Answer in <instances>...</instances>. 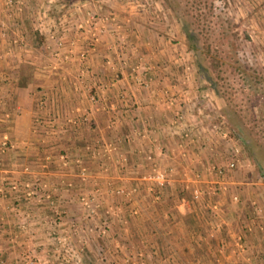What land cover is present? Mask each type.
Here are the masks:
<instances>
[{
	"label": "rangeland",
	"instance_id": "obj_1",
	"mask_svg": "<svg viewBox=\"0 0 264 264\" xmlns=\"http://www.w3.org/2000/svg\"><path fill=\"white\" fill-rule=\"evenodd\" d=\"M2 1L3 14L0 17V21H5L6 5L5 0ZM39 1L40 4L42 3L41 5L43 8L38 12H44V9L46 12H50L49 16L47 14L45 18L48 24L44 26L42 33L34 30L31 17L36 9L34 6L32 9L29 7L31 0H28L29 6L21 13H17L14 17L15 19L17 15L19 16V14L21 15L23 12L27 11L25 14V23L28 25L25 27L28 34L27 38H25V33L23 34L19 29L12 31L11 27L13 24L8 28L10 32L8 36H16L19 41L18 44L12 43L11 38L6 39L0 36V40H3L2 42L0 41V60L3 66L6 65L10 67L11 65H15L11 56L19 49L26 50L25 52L29 53L32 51H39L42 54L47 53L48 56L50 55L53 57L50 58L51 60H48L41 56L38 59L41 65L39 66V70L43 67H52V65L49 64L58 67L67 63L74 57L85 60L86 55L81 57L82 52L87 50L88 53L89 51L95 50L96 44L100 41L101 36L106 35L107 32L115 38L118 37L116 33L118 30L120 34L124 35L125 39V43H121L120 45L125 47L128 41H131L130 34L134 25L131 11L139 15L138 18L135 19L136 16L134 14L133 20L139 21L138 19H143V13L146 15H150L151 13L154 14L152 11L155 5H157L164 12L163 15L161 11L160 17H168V23L171 24V26L169 27L168 25L169 30L166 31L165 34L163 28L166 29V25L164 23L157 24L154 27V32L163 34L165 39H169V46L174 45L173 47L176 48L173 51L175 54L173 61L179 64L177 72L179 74V84L184 87V89L182 88L184 91L185 88H194V85L199 87L198 91L190 89L191 91L188 95H185L189 100L187 102L188 104L192 99L198 100V104L193 107L194 113L198 111L196 108H198L199 111L201 110L202 112L209 113L212 115V124L214 122L221 123L224 119L222 112L216 109L214 101L211 100L212 98L202 89L205 83L195 65L196 54L189 44L186 33L183 31V18L191 22L192 28L195 29L199 35L200 43H202L204 47L209 48L208 58L206 57L204 61L211 75L218 82L227 108L229 111H237L245 124V129L251 131L252 135L256 137L257 140L264 143V0ZM87 14L94 16L92 22L89 24V28L92 32L97 25L94 23L95 21H98V19L103 16L108 17L103 35L99 37L97 42L93 41L94 44L92 43L87 28L82 30V28L76 27V23L86 19L88 16ZM116 24L120 25V29H115ZM146 27H148V23H145V27L139 28H142L143 31ZM149 28L152 27L149 26ZM49 34H52L54 37L51 38ZM18 35L22 36L23 39H19ZM69 37L73 38L69 39ZM229 47L235 51V61L239 64L240 71L235 69L232 65ZM186 66L190 67L188 72L184 71ZM43 74L44 73H41V75ZM183 78L187 79L186 84L182 83ZM4 83L5 81L0 80V87L4 86ZM39 91H36L38 97L34 118L41 121V116L46 112V107L45 100L41 97L44 92L40 91L39 93ZM7 94L8 93L0 91L1 97L6 101V107ZM41 101H43L42 106H40ZM180 105L182 106L183 104ZM201 121L204 125L211 123L204 115H202ZM2 123H4V121L0 120V124ZM218 136L220 135L203 141L200 139L198 143L187 147V149L191 148L194 154L198 153L196 157L199 158L201 163L199 161H193L194 163H192L190 160H187L180 162L179 165L173 162L170 168H166L162 167L159 161L155 163L151 155L155 166L167 171L165 189L164 184L162 187L154 189V191H146L145 185L147 182L142 180L141 177H143L147 171L145 172L142 170L139 171L144 173L131 174L132 177H135V180L132 178L133 185L139 184L140 191L134 193L127 191L130 193L129 195H121L116 192V189L119 187L115 189V195L126 196L128 198L133 195L138 196V194L149 195L148 205L145 206V212L150 217L149 223L143 221L138 213L134 214L133 210L131 224H121L122 222L118 224L116 222V220H118L117 216L115 214L107 215L106 211L101 212L100 205L92 217L87 215L88 212L82 206L85 212L84 217L80 218V221L81 224L87 227L85 233L81 229H77L78 227H73V230H71L73 234L70 233L69 229H61L62 231L51 229L49 233H42V235L32 237L30 239L31 247L37 248L34 245V242H36L39 249L37 248L36 252L29 250L30 254L22 256L24 257L22 261L24 263L27 262V264H31V262H36V264H121V261H123V264H130V262H125L126 257L129 256V252L125 251L127 247L124 246L129 243V246L135 244L140 247H136L137 253H135V255L144 250L149 251L148 255L144 254L148 261L152 258L154 259V257L159 259L162 257L167 258V264H180L179 261L182 260H180L179 257H181L184 262L183 264H189L190 258L193 256L194 258L200 257L201 255L199 247L194 245L200 243L205 244L207 241L211 244V248L207 250L209 252L207 259H205L202 264H208V261H210L211 264H219L223 262L222 258L226 256L228 252L233 254L234 252L230 251L231 249L223 247V245H227V243L231 248L236 250V254L240 255L239 259L242 261L241 264H264V178L261 176L260 170L255 165L253 158L244 144H242L243 151L250 161V166L244 169H235L226 173L222 178H211L210 175L204 171V167L214 159L219 160L226 156L228 149V143ZM161 145H163V143L159 141V146ZM180 150L182 154L187 153L185 149ZM61 154L64 153L58 154L60 163L61 159H59V156ZM94 155H96V152ZM48 160V158H44V160L38 159L39 166L47 167L49 165ZM133 168L136 169L137 166L135 165ZM80 170L79 168L78 176L79 179L83 180L81 175L82 171ZM87 170L86 168L83 172L86 180L88 179ZM195 172L201 174V188L204 192L203 200L199 199L195 201L192 200L191 197L190 187L192 183L190 179L193 178L192 173ZM231 174L234 182L243 181L246 184H236L231 182V180L229 181L228 176ZM131 186L130 184L128 188ZM209 187L216 189V210L211 207L213 204V201H211L212 197L207 196L206 191ZM124 188L127 190L126 187ZM180 191H182V193H180ZM145 192H147V194H145ZM155 194L159 195V197L156 198ZM234 195L237 196L236 200L232 198ZM136 197L133 198L135 199ZM184 198H186L188 202H191L189 203L190 205L195 207L192 209V206L185 205L188 202L187 200L183 202L182 199ZM151 200H154L153 203ZM226 204L228 206H226ZM227 210L236 211L237 215L241 214L233 218H231V215L226 217L223 213H227ZM102 215H106V218L110 216V219H108L109 221L107 220L104 225L102 224ZM196 215L199 216V220L196 218ZM56 216L57 219L54 218V220L45 222L49 224L50 221L51 223L55 220L57 222L60 221L58 211ZM227 221L229 222V226L228 223L227 225L225 224ZM195 223L198 224L199 231L197 234H192V225ZM139 225H148V227H151V229L143 233L142 238H140L142 236L140 234L141 232L136 228ZM133 227L136 229L134 230ZM225 227H236L240 232L237 235L223 237L224 231H227ZM103 229H105L104 233H102ZM63 236L67 237L66 241L73 247V251L68 250L66 252L64 250L66 244H64ZM195 240L197 243L194 242ZM38 241L41 243L38 244ZM216 241H218L219 244L215 247L216 244L212 245V243H216ZM104 242L107 243V246ZM114 242H118L119 245L124 243L123 247L120 246L123 248V251L117 250ZM171 243H176L175 247L169 246ZM182 244L189 245V250L193 251V254L191 255L187 251V248H184V246L182 247ZM142 245H144V247ZM179 245L181 246L180 251L179 248H177ZM112 247L113 249H111ZM106 253L113 254L114 260L106 262L108 259ZM247 257L248 259H246ZM216 258L219 259V261H214ZM171 259H173V261ZM146 262H144V264H147ZM141 264H143V262H141Z\"/></svg>",
	"mask_w": 264,
	"mask_h": 264
},
{
	"label": "crops",
	"instance_id": "obj_2",
	"mask_svg": "<svg viewBox=\"0 0 264 264\" xmlns=\"http://www.w3.org/2000/svg\"><path fill=\"white\" fill-rule=\"evenodd\" d=\"M41 4L39 0H31L29 7L32 9L34 6L36 11H39L43 8ZM26 12L17 15L11 27L12 31L19 29L25 33V38L28 36L25 28L28 26L25 23ZM2 14L3 1L0 0V17ZM134 14L135 19L139 16L131 11L134 30L132 29L130 34L131 41H128L125 47L107 32L101 36L96 49L86 53L85 60L74 57L58 67L49 64L52 67H41L39 70L41 65L38 59L41 56L48 60L53 57L39 51L29 53L20 49L13 51L11 56L15 65L3 66L0 60V80L5 81L0 91L8 93L7 108H10L12 113L10 119L0 124V137L3 132H7L14 144L0 164V176L6 180L5 184L8 182L17 184L16 190L0 193V264H27L22 261L24 259L22 256L30 254V251L36 252L38 248L36 242L34 245L37 248L31 247L30 239L42 233H49L51 229L58 231L69 229L72 233L73 227H78L77 229L85 233L87 227L80 221V218L84 217L85 209L80 204L79 197L90 191L91 195H94V200L101 206V212L106 211L107 215L115 214L118 224L121 222L131 224L132 210L134 214L138 213L143 221L149 223L150 217L145 212L149 195L138 194L136 195L138 198L134 195L130 198L115 195L117 187L124 186L128 189L130 184H134L132 178L135 177H132V173L141 174L142 171H147L148 165L142 159L143 152H150L155 163L159 161L160 165L166 168H170L173 162L178 165L187 160L201 163L191 148H186L185 154L180 153L182 151L179 149L178 137L167 135L166 131L154 133L150 130L147 134L144 132L145 125L153 127L169 120L175 109L183 107L180 104L185 105L182 97L188 95L191 90L198 91L199 87L194 85V88H185L184 91V87L179 84L177 73L179 64L173 61L175 57L173 51L176 48L174 45L169 46V39L167 37L165 39L163 34L154 32V27L163 22H156L145 13L144 21L143 19L136 21L133 20ZM145 23H148V27L142 31L139 27H145ZM165 25L166 29L163 30L166 34L171 24ZM18 37L22 38L19 35ZM132 45L155 66L153 70L142 74L144 77L153 75L154 80L149 88L140 86L139 80L131 72L130 67L134 58H129L126 64L119 60L121 56H127L126 53ZM140 78L142 79V76ZM37 90L44 92L41 97L45 100L46 107L41 121L34 118ZM166 97L174 99V106L166 102ZM159 141L163 145L159 146ZM59 153L67 156L66 165L59 162ZM120 156L125 160L115 164ZM44 158L49 159L47 167L39 166L38 159ZM105 165L108 166L106 171L102 169ZM135 165L136 169L133 168ZM82 167L88 169L87 180L79 179L78 171ZM228 178L233 183L246 184L243 181L234 182L232 174ZM32 188L34 192L28 195ZM45 194L50 195L58 211L60 221L57 223L50 221L47 225L45 222L57 219L44 198ZM133 197H136V200ZM151 201L153 203L154 200ZM189 203L191 202L185 205L192 206L193 209L195 206ZM232 212L227 210V213L223 214L226 217L231 215V218L241 214ZM105 216L101 217L103 225L110 219V216L109 218ZM198 217L196 215L197 219ZM227 223L229 226L228 221L225 222L226 225ZM136 228L141 232L140 238L151 229L148 225H139ZM136 228L133 227L134 230ZM225 228L227 231H224L223 237L237 235L240 232L236 227ZM40 243L38 241V244ZM105 244L107 246V243ZM175 244L171 243L169 246L175 247ZM218 244V241L212 243L215 247ZM115 245L117 250L123 251L121 247L124 243L119 245L116 242ZM124 246L127 247L125 251L131 256L137 253L136 247L140 248L135 244L129 246V243ZM181 246L193 254V251L189 250V245ZM181 246L177 247L179 251ZM194 246L199 247L201 255L190 258L189 264H202L207 259L209 253L207 250H210L211 244L206 241L205 244ZM228 246V243L223 245L234 253L228 252L223 256V262L219 264H241L240 255L235 253L234 248ZM148 252L144 250L139 254L148 255ZM106 255L108 256L106 262L114 260L113 254ZM179 258L182 260L179 263L183 264V259ZM144 260L147 264L168 263L167 258L162 257ZM214 261L217 262L219 259L216 258ZM121 262L123 264V261Z\"/></svg>",
	"mask_w": 264,
	"mask_h": 264
},
{
	"label": "built area",
	"instance_id": "obj_3",
	"mask_svg": "<svg viewBox=\"0 0 264 264\" xmlns=\"http://www.w3.org/2000/svg\"><path fill=\"white\" fill-rule=\"evenodd\" d=\"M51 2V1H50ZM5 21H0V36L6 39L11 38L12 43L18 44V38L16 36L10 37L8 36L10 32L8 31V28L14 24V17L17 13H21L24 9H26L29 6L28 0H5ZM146 7V6H145ZM156 10V11H155ZM44 12H38L35 11L33 16L31 17L32 25L34 30L38 32H43V28L48 22L46 21V16L50 12H46L45 9ZM162 9L155 5L153 9L154 14H150L151 18L155 21H161L165 24L168 23L169 19L168 17L164 16L163 18L160 17ZM163 12V11H162ZM88 15V14H87ZM164 15V12H163ZM94 16L88 15L86 19L80 20L76 23V27L82 28V30H85L87 28V31L89 32L91 36L92 43L93 41L97 42L99 37L103 35L105 31V23L108 21L107 16H103L98 19V21H95L94 23L97 24L95 27V30L92 32L89 28V24L92 22ZM158 17V18H157ZM99 23V25H98ZM71 25V24H70ZM69 25V26H70ZM115 29H120V25L116 24ZM118 34L117 40L119 43H125L124 35L120 34L119 30L116 31ZM51 38L54 36L52 34H49ZM8 53V52H6ZM87 53V50L85 52L81 53V57H84ZM127 56H121L119 58L120 62L122 64H126L127 60L129 58H134V62L132 63L130 69L133 73L134 77L139 80L140 86L144 88H149L151 83L153 82V75L149 74L147 77H144L142 74L145 72H149L155 68L152 64L146 60L145 56L142 55L135 46H130V49L127 51ZM190 70V67H185V72H188ZM142 76V79L140 78ZM115 77H117V74H115ZM141 79V80H140ZM187 79L183 78L182 83L186 84ZM152 92V90H151ZM124 98V97H123ZM121 99V96H120ZM166 102L169 105L174 106V99L166 97ZM182 101L185 103V105L182 108H177L174 110L173 115L170 117L169 120L166 122H163L162 124L156 125L151 127L150 125L144 126V132L147 134V132H150V130L154 131L156 133L157 131H166L167 135H171L174 137H179V149H186L187 147L194 145L195 143H198L200 139L208 140L211 137H215L217 135L219 138L223 139L228 143L226 156L220 158L219 160H213L210 163H208L204 167V171L210 175V177H217L222 178L226 175V173L231 172L235 169H244L250 166V161L245 156V152L243 151L242 143L239 141V139H236L229 135V130L220 125V123H213L212 124V115L209 113L202 112L201 110H198L196 113H194V106L198 104L197 99H192L189 104L187 103L189 100L186 97H182ZM43 101L40 102V106H42ZM202 115L206 116L208 120L211 121V123H208V125H204L201 121ZM12 116V113L9 109L6 107V101L3 97L0 95V120L7 121V119H10ZM200 116V117H199ZM157 141V140H156ZM159 145V144H158ZM14 147L13 142H11L7 132H3L0 137V164L5 159V157L8 155V153L11 151V149ZM198 153L195 154L197 156ZM59 159H61L62 164H66L67 157L64 154H61L59 156ZM142 159L149 163L148 170L146 174H144L143 177H141L142 180L146 181L145 189L146 191H154L156 188L162 187L167 180V171L160 169L155 166L154 162L152 161V156L150 152H143L142 153ZM120 160H125L123 156H120L118 159H116L115 164H118ZM107 165L103 166V170H107ZM86 170L85 167H82L80 171L83 180L85 179V174L83 172ZM201 174L198 172L192 173L193 178L190 179V182L192 183L190 187V193L192 200H199L204 198V192L202 190V178L200 176ZM6 180L3 179L2 176H0V193H8L12 192L17 189V184L13 182H8V184H5ZM140 185H132L127 190L124 187H119L116 189L117 193H120L121 195H129L130 193H134L136 191H139ZM188 188V187H187ZM8 191V192H6ZM129 191L130 193H128ZM34 192L33 188L29 190L28 195ZM207 196L212 197L211 201H213L212 209H217V201H216V189L209 187V189L206 191ZM93 193V191H92ZM155 197L158 198L159 195L155 194ZM44 198L48 201V204L51 206V209H53L54 214H57V209L54 206V202L51 200L49 194H45ZM233 200L237 199V196L234 195ZM187 200L186 198L182 199L183 202ZM80 204L86 209L88 212L87 215L93 216L94 213H96L97 208H99V203L94 200V195H91V191L88 194L82 195L79 197ZM188 202V200H187ZM51 223V222H50ZM54 223H57L55 220ZM47 224V223H46ZM48 225V224H47ZM105 232V229L102 230V233ZM66 236H63L64 244H66V247H64V250L67 252L68 250L73 251V247L70 246V244L66 241ZM134 257V258H133ZM150 257V256H148ZM146 256L143 253H138L137 255H129L126 257L125 262H130V264H141V262H144V259ZM131 260V261H130ZM129 264V263H127Z\"/></svg>",
	"mask_w": 264,
	"mask_h": 264
},
{
	"label": "trees",
	"instance_id": "obj_4",
	"mask_svg": "<svg viewBox=\"0 0 264 264\" xmlns=\"http://www.w3.org/2000/svg\"><path fill=\"white\" fill-rule=\"evenodd\" d=\"M182 27H183V31L186 33L191 48L194 50L196 54L195 65L198 72L203 77L205 83L204 88L202 89L212 98L211 100L214 101L216 109L219 112H222L223 114L222 116L224 119L221 118L223 119V121H221L220 125L228 128L229 135L236 139H239V141L242 144H244V146L248 149L251 157L253 158L255 165L260 170L261 176L264 178V143L257 140L256 137L252 135L251 131H247L245 129V124L241 120L237 111L235 110L229 111V109L227 108V105L223 98V94L219 88L218 82L211 75L204 61V59L209 55V48L204 47V45L200 43L199 35L197 31L192 28L191 22L183 18ZM229 50L231 53L230 59H232L233 67L240 71V66L235 61V55H234L235 51L230 47ZM178 139L179 137L177 138V140ZM180 193H182V191H180ZM198 229H199L198 224L197 223L193 224L192 234H196L198 232Z\"/></svg>",
	"mask_w": 264,
	"mask_h": 264
}]
</instances>
